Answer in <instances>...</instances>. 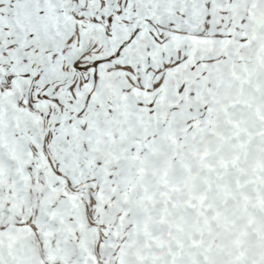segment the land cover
Returning a JSON list of instances; mask_svg holds the SVG:
<instances>
[{
	"label": "snow or ice",
	"instance_id": "6c2138e0",
	"mask_svg": "<svg viewBox=\"0 0 264 264\" xmlns=\"http://www.w3.org/2000/svg\"><path fill=\"white\" fill-rule=\"evenodd\" d=\"M261 100L264 0H0V264H217L171 221L232 193L224 264H264ZM162 153L208 184L154 174Z\"/></svg>",
	"mask_w": 264,
	"mask_h": 264
},
{
	"label": "flooded vegetation",
	"instance_id": "af4514ba",
	"mask_svg": "<svg viewBox=\"0 0 264 264\" xmlns=\"http://www.w3.org/2000/svg\"><path fill=\"white\" fill-rule=\"evenodd\" d=\"M209 142L205 141V145ZM205 151L210 156H218L222 157L224 155L223 152H220L218 148H209L205 147ZM243 171V170H242ZM196 172V171H194ZM245 172V171H243ZM203 184L206 185V177H202ZM231 191V189H229ZM233 202L227 206L219 207L217 206L218 197L214 194L213 197L208 199V204L205 205L206 208L212 209V216L205 218L204 225L200 224L198 232L201 230L207 231L209 233V241L208 243L213 246V248H217L218 250L225 249L226 255L230 251V246L232 244V236L239 235L244 232L245 224L242 220V217L245 215L244 211H240L237 209V205L242 206L239 201L236 200V194L232 193ZM242 197V193H240V198ZM241 200H246L245 198H241ZM223 202H221L222 204ZM217 219V223L219 226V230L217 228L212 227L208 221L212 219ZM257 227L264 230V217L256 218ZM237 228H240L241 231H238ZM192 236L189 238L180 237L179 242L183 244L185 240L191 242ZM255 240H249V247L255 246ZM185 250L187 254V245H185ZM190 259L193 260V264H198V261L195 260V254H188ZM218 264V262H217Z\"/></svg>",
	"mask_w": 264,
	"mask_h": 264
},
{
	"label": "rangeland",
	"instance_id": "374dc122",
	"mask_svg": "<svg viewBox=\"0 0 264 264\" xmlns=\"http://www.w3.org/2000/svg\"><path fill=\"white\" fill-rule=\"evenodd\" d=\"M253 98V97H252ZM255 101V99L253 100ZM264 143V142H263ZM253 149L255 151L254 157L253 155L250 153V150ZM258 151L260 152L261 157L258 155ZM168 156H166L165 154H161V159L158 162H155L151 165L153 173L156 174L157 172L161 171L164 168L169 169V178H172V180H174L175 182H177L176 184H179V181L182 177V175L177 171L176 166L172 165L169 161H168ZM262 159L264 160V146H261L258 150V148L256 146H249V148L247 149V169H252L253 171H255L257 168L261 169L264 167V164H262ZM262 186H264V182H260ZM199 184L201 185V180L199 181ZM242 198H246L249 199V197L247 195L242 196ZM222 202V201H221ZM237 209L240 211H243V207L237 205ZM187 212H181L179 213L171 222L174 226H177L179 229V236L180 237H185L187 235L186 231H191L192 230V226H190V224H188L189 219L188 216L186 215ZM250 215V214H249Z\"/></svg>",
	"mask_w": 264,
	"mask_h": 264
}]
</instances>
